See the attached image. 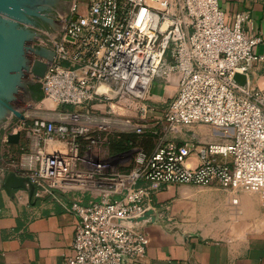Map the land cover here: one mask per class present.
I'll return each mask as SVG.
<instances>
[{"label": "built area", "instance_id": "obj_1", "mask_svg": "<svg viewBox=\"0 0 264 264\" xmlns=\"http://www.w3.org/2000/svg\"><path fill=\"white\" fill-rule=\"evenodd\" d=\"M59 19L56 36L37 30L52 45L38 47L53 53L38 83L44 108L67 110L55 121L11 117L0 125V179L28 180L34 198L91 188L87 202L62 204L77 219L63 264H139L148 238L143 222L132 221L154 210L155 195L169 185L257 193L264 213V88L248 76L264 65V38L249 33L248 12L227 17L218 0H72ZM173 78L165 126L205 125L228 142L160 137L129 171L95 178L106 166L81 150L90 152L105 129L90 106L133 103L143 118L153 83ZM15 133L18 143L8 144ZM191 155L195 168L186 165Z\"/></svg>", "mask_w": 264, "mask_h": 264}, {"label": "crops", "instance_id": "obj_2", "mask_svg": "<svg viewBox=\"0 0 264 264\" xmlns=\"http://www.w3.org/2000/svg\"><path fill=\"white\" fill-rule=\"evenodd\" d=\"M218 4L227 17L248 12L249 33L264 38V0H218ZM31 47L33 51L41 49L40 56L33 51L31 55L46 62L49 51L38 47L36 42H31ZM176 82L173 78L156 81L151 86L147 101L151 109L143 115L154 122L148 127L161 124L166 103L176 92ZM41 101L35 103L34 111L23 112L24 117L55 121L50 112L67 110L46 109ZM90 108L91 116L104 126L100 137L105 140L96 141V145L107 144L102 153L111 168L125 171L128 151L134 148L142 151L141 147L147 145L152 152L158 145L159 141H118L121 143L116 145L114 137L121 135L125 139V102L95 103ZM196 129L199 130L194 135L202 143L228 142L217 129L205 125H196ZM181 131L178 129L166 138L176 139L177 133L183 135ZM186 165L197 167L196 156L191 155ZM198 195L203 197L204 204L194 200ZM80 197L83 202L89 200L85 194ZM71 199L60 193L43 200L34 198L28 188L13 190L8 195L0 188V264H63V258L70 253L77 222L62 207ZM153 205L151 216L142 221L148 246L139 264H264V213L257 193L230 192L216 185H169L155 195Z\"/></svg>", "mask_w": 264, "mask_h": 264}, {"label": "water", "instance_id": "obj_3", "mask_svg": "<svg viewBox=\"0 0 264 264\" xmlns=\"http://www.w3.org/2000/svg\"><path fill=\"white\" fill-rule=\"evenodd\" d=\"M71 1L0 0V125L3 124L4 116L9 118L12 115L11 117L23 120V111L18 109L44 98L42 85L38 80L44 76L47 63L38 59L31 62V42L42 41L52 45L44 34L25 25L56 36L63 27L59 16L63 17L69 12ZM33 52L40 56L41 49H34ZM48 55L46 61L51 60L53 53L49 51ZM18 139L19 133L9 135L7 143L16 145ZM27 186L32 195V185L26 179L10 173L3 181L0 180V187L8 195L16 189L26 190ZM151 213L152 211H148L132 222L141 223Z\"/></svg>", "mask_w": 264, "mask_h": 264}, {"label": "rangeland", "instance_id": "obj_4", "mask_svg": "<svg viewBox=\"0 0 264 264\" xmlns=\"http://www.w3.org/2000/svg\"><path fill=\"white\" fill-rule=\"evenodd\" d=\"M248 76L250 79V84L252 86L259 87V88L264 87V65L259 64L256 67H254V69L249 70ZM168 101L166 104H168ZM145 104L148 105L147 102ZM35 105H36L35 103H27L22 108H20L18 110H22L23 112H31V111H34ZM38 108H39V106H38ZM127 108H131L132 111L136 112L135 115L133 114L132 111L129 112L127 110ZM50 111L51 110H49L48 112H50ZM164 111H165V109H164ZM59 112H61V111L56 109L55 111H52L50 113H52L54 119H57L56 117H57V114ZM137 112H138V110H136V105H134L133 103H125V135H124L125 141H127V140L128 141H158L160 137L165 139V140H169L168 138H166L167 135L169 137H171L173 134H176L173 132L177 131L178 129H181L182 130L181 132L183 135H181V133H177L178 137L176 139H171L174 141H178V140H182L183 138H185L186 135H188V133L195 134L196 133L195 131L198 132V130H199V129H196V125L188 126V127L187 126H179V127H175L173 129H171L170 127L165 126L166 124H165L163 118H162L161 124L155 125L154 127H150V126L148 127V124L151 125V123H154V122L149 121L147 115H146V119L145 118L140 119L141 115H139V112L138 113ZM4 119H5L4 121L9 120L10 117L4 118ZM220 137L223 139L227 138L226 136L222 135V133H221ZM82 143H83L82 145L85 146L86 143H84V142H82ZM106 145L107 144L101 145V144L97 143V145L92 146L91 151L87 152V153H86V150L84 147L81 150V155L86 154L89 158L92 157V159H94L93 158L94 155L95 156L97 155V156H99L97 158V159H99V163L102 166H103V164H105L104 166H106V167L104 169H102L100 171V173H97L95 178H109V175L112 173L127 172L133 167V159L138 152L148 154L151 151L150 148L147 147V145L144 147H141L142 151L135 150V148L128 151L125 154V171H124V170H119L118 168H111L109 166V164L107 163V156H105L102 153V152H105V149H106L105 146ZM4 157H6V155ZM90 189L91 188H86L85 190L84 189L75 190L74 192L69 194V198H76V197H79L80 195L85 194L87 196V199H89V197L94 196V194L92 195L90 193V191H89ZM43 199H47V197H43L42 200ZM194 200L196 202L204 204L203 197L200 195L196 196V198Z\"/></svg>", "mask_w": 264, "mask_h": 264}, {"label": "flooded vegetation", "instance_id": "obj_5", "mask_svg": "<svg viewBox=\"0 0 264 264\" xmlns=\"http://www.w3.org/2000/svg\"><path fill=\"white\" fill-rule=\"evenodd\" d=\"M71 2H72V1H71ZM23 26H24V25H23ZM25 27H28V28L33 29V30H35V31L39 30V29H36V28L31 27V26H29V25H25ZM30 57L32 58V59H31V62H32L33 60L36 59V58H34V57L31 55V51H30ZM27 77H28V79H29V75H28V73H27ZM11 116H12V115H11ZM11 116H10V118H11ZM4 118H7V117L4 116ZM4 118H3V122H5V121H4V120H5Z\"/></svg>", "mask_w": 264, "mask_h": 264}, {"label": "trees", "instance_id": "obj_6", "mask_svg": "<svg viewBox=\"0 0 264 264\" xmlns=\"http://www.w3.org/2000/svg\"><path fill=\"white\" fill-rule=\"evenodd\" d=\"M113 141H117V143H116V145H117V144L121 143V142H118V141H125V139H124L123 136H116V137H114Z\"/></svg>", "mask_w": 264, "mask_h": 264}, {"label": "bare ground", "instance_id": "obj_7", "mask_svg": "<svg viewBox=\"0 0 264 264\" xmlns=\"http://www.w3.org/2000/svg\"><path fill=\"white\" fill-rule=\"evenodd\" d=\"M99 91L104 92L105 91V87L104 86H101L100 89H99Z\"/></svg>", "mask_w": 264, "mask_h": 264}]
</instances>
